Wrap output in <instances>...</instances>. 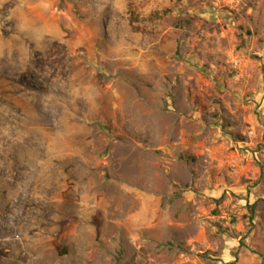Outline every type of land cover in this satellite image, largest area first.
Instances as JSON below:
<instances>
[{
	"label": "rangeland",
	"instance_id": "1",
	"mask_svg": "<svg viewBox=\"0 0 264 264\" xmlns=\"http://www.w3.org/2000/svg\"><path fill=\"white\" fill-rule=\"evenodd\" d=\"M264 264V0H0V264Z\"/></svg>",
	"mask_w": 264,
	"mask_h": 264
},
{
	"label": "trees",
	"instance_id": "2",
	"mask_svg": "<svg viewBox=\"0 0 264 264\" xmlns=\"http://www.w3.org/2000/svg\"><path fill=\"white\" fill-rule=\"evenodd\" d=\"M226 264H228V263H226Z\"/></svg>",
	"mask_w": 264,
	"mask_h": 264
}]
</instances>
